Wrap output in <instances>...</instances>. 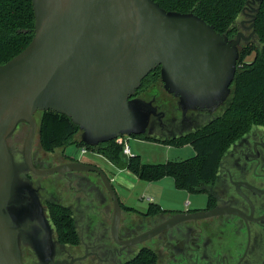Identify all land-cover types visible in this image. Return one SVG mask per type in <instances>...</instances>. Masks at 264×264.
<instances>
[{
    "label": "water",
    "instance_id": "obj_1",
    "mask_svg": "<svg viewBox=\"0 0 264 264\" xmlns=\"http://www.w3.org/2000/svg\"><path fill=\"white\" fill-rule=\"evenodd\" d=\"M32 6L31 43L0 64V264H25L23 243L32 247L38 264H64L54 260L53 229L37 190L22 177L25 171L97 173L113 201L112 235L125 246L183 222L238 213L223 207L180 212L120 240L122 203L102 169L81 161L44 169L34 165L35 114L68 116L88 146L125 135L150 137L152 117L162 124L164 114L154 100L136 94L157 67L164 90L178 99L183 117L191 110L216 111L232 92L240 44L255 36L257 9H252L247 27L250 35L239 32L229 38L194 12L167 11L155 0H32ZM21 123L28 124L29 131L17 166L8 140ZM114 166L126 170L128 163L122 160Z\"/></svg>",
    "mask_w": 264,
    "mask_h": 264
},
{
    "label": "trees",
    "instance_id": "obj_2",
    "mask_svg": "<svg viewBox=\"0 0 264 264\" xmlns=\"http://www.w3.org/2000/svg\"><path fill=\"white\" fill-rule=\"evenodd\" d=\"M167 11L194 12L216 30L234 37L239 20L250 0H155ZM256 33L251 41H242L239 46L240 58L235 80L231 86L230 104L221 116L207 123L195 132L178 138L158 140L147 136L141 139L161 142L165 145L181 147L191 145L195 155L181 161H167L148 164L141 156L133 154L124 158V145L117 140L88 146L81 139L79 146L98 153L113 165L124 160L127 170L140 180L159 181L165 177L174 179L179 190L191 194L207 193L209 203L212 196L207 187L217 180L221 160L230 146L254 126L264 125V0L256 4ZM35 17L32 0H0V64H4L22 52L34 37ZM251 60H248L252 56ZM161 79L160 67L153 70L142 82L136 95L144 92ZM151 92H149L150 94ZM146 100H150L149 97ZM42 115L39 135L42 151L54 153L57 148L66 149L81 133L72 120L58 112L39 111ZM137 137V136H134ZM77 144V145H78ZM49 212L58 229L62 243H77L78 234L71 211L58 204H49ZM123 209L127 208L122 204ZM170 213L159 205L151 203L145 215ZM124 264H158L156 253L144 248L132 260Z\"/></svg>",
    "mask_w": 264,
    "mask_h": 264
},
{
    "label": "rangeland",
    "instance_id": "obj_3",
    "mask_svg": "<svg viewBox=\"0 0 264 264\" xmlns=\"http://www.w3.org/2000/svg\"><path fill=\"white\" fill-rule=\"evenodd\" d=\"M257 1V0H256ZM252 8H257L256 5H252ZM248 13L251 14L249 11ZM248 17H241L239 21L247 20ZM242 32V31H240ZM236 33V32H235ZM253 57L250 56L248 60H251ZM157 88L149 94L154 97V104L158 108L159 112L164 114L162 119V124L158 121L157 117L153 116L150 122V125L147 130V135L156 138L160 141L167 140L170 138L178 137L183 133L196 131L201 127L205 126L207 123L213 119L219 117L223 113V107L218 108L216 111H189V117L195 120L193 125H190L183 129V115L181 107L178 104V99L171 94H168L164 88L163 83L160 79L157 83ZM147 97V98H148ZM156 98V99H155ZM42 115L37 112L35 118L38 124L37 134L33 146V154L39 155L43 154L44 159L39 168H49L56 166L58 162L63 161V159L73 158L87 164L95 165L102 169L109 178L112 176V172L119 171L113 164L106 160L103 156L98 155V153L87 151L86 153L82 152V147L79 146V141L81 139V133H79L74 139L73 143L66 146V149L57 148L53 154L46 153L42 151L39 135V123ZM29 131V125L26 123H21L18 128L15 130L13 135L9 138V145L13 144L14 149L13 156L15 159V164L19 166L21 164L22 158L20 157L23 150V145L25 138ZM126 144L130 148L131 153L141 156L142 161L148 164H160L167 161H181L193 157L196 153L191 145L184 147H175L170 145H165L161 142H154L150 140L141 139L134 136H124ZM78 144V145H77ZM127 158V156H124ZM74 173L71 175L77 176L79 172H70ZM79 177H82L81 180L66 181L63 179L60 173H54L50 175H39L34 177L32 180L33 183L37 186H42L40 197L45 201H50L58 205H63L69 207L73 212L76 225L82 226L86 225L87 230L93 234V238L90 243L97 245V249H101L104 246H112V233L111 226L113 220V201L106 190L104 184L101 181L99 175L95 172H80ZM165 181L158 184H153L146 192L144 190L141 192L139 189L133 191L131 194L134 198V203H137L139 206L137 209L142 211L139 214L140 220L135 214H128L127 212H122L121 215V224H120V235L123 239L130 238L131 236H137L136 234L142 231L143 229L149 228L150 226L160 223L165 218H168L171 213H161L156 215L147 216L145 213L149 208V204L153 202L148 201V197H155L156 195L159 198V195H163L165 199L170 198L171 196H187L186 192H179L175 186L173 178L165 177ZM115 190L118 192L117 195L120 201L124 202L123 195L124 192L118 184L112 182ZM145 192V193H144ZM137 193L140 196H137ZM144 193V194H143ZM142 195L143 198H142ZM156 196V199H157ZM190 200H193L194 203L191 207L188 208H202L204 209L208 204V194H193L191 195ZM155 199V198H154ZM191 222H183L182 224H190ZM204 224L206 222H199ZM131 224L132 229L127 231L126 228ZM161 224V223H160ZM157 224L156 226H158ZM176 225L170 228L168 235L158 234L153 238L145 240L143 242L125 246L124 251L125 255L122 257H117L111 259L107 264H123L135 257V255L144 248H150L155 251L157 255L158 264H168V251L175 250L178 252H184V248L189 245L187 241L194 236V233L188 234L187 237L183 238L186 241V246H178V242L181 240L182 235L180 230H178ZM155 227V226H154ZM225 245L230 250L232 247L236 250V247L240 249L238 245L242 241L243 236L240 235V232L232 231V229L227 228L225 231ZM240 235V236H239ZM90 241V240H89ZM114 246H119L118 244ZM235 247V248H234ZM232 250V249H231ZM76 252H64L62 258L72 259L77 256ZM93 257L89 256L83 259L77 260L74 264H93ZM103 257H106L103 254ZM23 261L25 264H32L33 259L28 255V252L24 251Z\"/></svg>",
    "mask_w": 264,
    "mask_h": 264
},
{
    "label": "flooded vegetation",
    "instance_id": "obj_4",
    "mask_svg": "<svg viewBox=\"0 0 264 264\" xmlns=\"http://www.w3.org/2000/svg\"><path fill=\"white\" fill-rule=\"evenodd\" d=\"M252 5L253 4L250 3L248 7L245 8L243 13V16L248 17V19L240 21L235 36L229 38H235L240 31H242L245 36L250 35L251 30L247 29V27L250 25L249 21L252 15ZM249 11L251 14L248 13ZM157 86V84L153 86L151 85L149 88H147L146 93L142 92L139 95H136V97L147 99L149 92L154 91ZM143 88L144 87H142V89ZM230 95L227 100L219 107H223V112L230 104ZM149 99L154 100V97L151 96ZM189 113L190 112L187 113L186 117H183V129L195 123V120L189 117ZM188 133L191 132L183 133L181 135ZM10 147L11 149H14L13 144H11ZM82 149H85L86 152L88 151L86 147H83ZM22 156L23 155L21 154L20 157L22 158ZM32 158L34 165L39 168V166L42 164L41 162H43L44 159L43 154L35 155L33 154L32 149ZM70 161L78 160H74L73 158H65L63 161L56 164L59 165ZM60 174L62 175L63 179L68 182L82 179V177L78 178L80 172L77 173V176L71 175L74 173L70 172ZM36 176L39 175L30 171H25L22 174V177L28 181L34 189L37 190L38 195L40 196L42 186H37L32 181ZM207 189L213 197L212 203H209L208 197L207 206L200 210L223 207L234 208L238 211V213L231 212L207 219L188 221L191 222L188 225L182 223L179 224L178 230H180L182 239L176 241V243L178 242V246H186L187 243H189V245L184 248V252H179V254L174 249H169L167 258L168 264H264V125L252 127L249 132L237 139L230 146L221 160L216 182L208 186ZM40 200L45 208V214L50 220L49 223L53 229L52 236L55 243V261H61L64 262V264H74L79 259L94 256L93 264H107L109 260L122 257L126 254L124 251L125 245L119 244L114 239L113 235L111 241L116 245L118 244L119 246H114L115 244L112 246L103 245L101 249H99V247L97 249L96 244L93 245V243H90L91 239L93 238V234L87 230L86 225L79 227L76 225L77 221L75 222L73 212L67 206L66 207L71 211L72 218L74 220V225L78 234V240L75 244L70 242L62 243L58 236L57 225L52 219L48 207L49 204L56 203L45 201L41 199V197ZM172 216L173 215H170L168 218L163 219L160 221V223H164ZM199 222L206 223L201 224ZM160 223H156L149 228L143 229L136 235L138 236L154 228V226L156 227L157 224L160 225ZM227 228L232 229V231L240 232V235L242 234L243 239L238 243L240 249L237 246L236 250H234L232 247H229L232 249L229 250L225 245L224 234ZM131 229L132 226L130 224L126 230L130 231ZM169 230L162 231L158 234H166L169 236ZM190 233H194V236L186 243L183 238L187 237ZM22 236L25 238L24 234ZM130 238H133V236ZM119 239L127 240L129 238L123 239L120 235L119 229ZM21 250L22 257L24 256V251L28 252V255L33 259L32 264H38L37 257L29 244H21ZM67 251L78 253V257L72 258L70 260H64L61 256ZM140 251L135 255V257L140 253ZM103 254H105L106 257H103ZM73 260L75 261L72 263Z\"/></svg>",
    "mask_w": 264,
    "mask_h": 264
},
{
    "label": "crops",
    "instance_id": "obj_5",
    "mask_svg": "<svg viewBox=\"0 0 264 264\" xmlns=\"http://www.w3.org/2000/svg\"><path fill=\"white\" fill-rule=\"evenodd\" d=\"M187 145H189V144H187ZM187 145H184V146H187ZM184 146H181V147H184ZM132 154H135V153H132ZM98 155H100V154H98ZM100 156H102V155H100ZM110 179L112 180V182H115L116 184H118V187H120L122 189V191L124 192V195L122 196L124 199V202L121 201V203L124 206H126L127 208H133L134 209V210H129V209H123L122 208V212L124 211V212H127L128 214H135L136 213V217L138 218V221H141L142 219L140 220L141 216H139V214L142 213V211L137 209L139 205L137 203H134V198L132 197L133 195L131 193L133 191H136V189H139L141 192L146 190V192H147V190L153 184L162 183L163 181H165L166 178H163L159 181L147 182L144 180H140L138 177H136L135 175H133L131 172H129L126 169V170H119L116 172H112V176ZM173 181H174V179H173ZM174 186H175V182H174ZM175 188H176V186H175ZM177 190L179 192H186L187 196H183V198L180 196L179 197L178 196H171L170 198L165 199L163 195H159V198L156 195L157 199H156V196L154 197L155 199L153 197H148L147 199L149 202H153L154 204L159 205L164 210H169L171 215H175V214L180 213V212L194 211V210L202 209V208H197V207L193 208V209L188 208V207H191L192 204L194 203L193 200H190V197H192L191 195H193V194H191L185 190H179V189H177ZM139 194H141V193H137L136 195L140 196ZM143 196L144 195H142V198H143Z\"/></svg>",
    "mask_w": 264,
    "mask_h": 264
},
{
    "label": "built area",
    "instance_id": "obj_6",
    "mask_svg": "<svg viewBox=\"0 0 264 264\" xmlns=\"http://www.w3.org/2000/svg\"><path fill=\"white\" fill-rule=\"evenodd\" d=\"M116 140H117L118 143L124 145V149H123V154H124V156L130 157V156L133 155V154L131 153V151H130V148H129L128 145L126 144V141H125L124 136L119 137V138H117ZM82 152H83V153H86V150L83 149Z\"/></svg>",
    "mask_w": 264,
    "mask_h": 264
}]
</instances>
